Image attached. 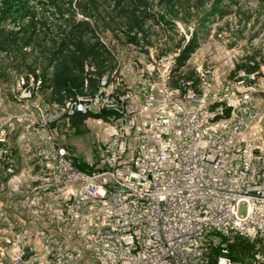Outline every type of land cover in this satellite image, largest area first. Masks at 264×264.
Segmentation results:
<instances>
[{
    "label": "built area",
    "instance_id": "2783aa9c",
    "mask_svg": "<svg viewBox=\"0 0 264 264\" xmlns=\"http://www.w3.org/2000/svg\"><path fill=\"white\" fill-rule=\"evenodd\" d=\"M176 54L151 57L136 80L105 73L93 93L61 104L34 105L41 79L18 77L32 130L49 133L35 156L46 173L25 195L56 201L57 234L37 236L59 264H86L84 253L93 264H264V67L229 77L200 64L195 82L180 74L170 86ZM100 112L110 133L98 140V157L74 162L48 129ZM9 152L0 149L5 164ZM235 236L254 245L244 261L229 256ZM32 245L11 228L0 264H35L26 262Z\"/></svg>",
    "mask_w": 264,
    "mask_h": 264
},
{
    "label": "trees",
    "instance_id": "16d2710c",
    "mask_svg": "<svg viewBox=\"0 0 264 264\" xmlns=\"http://www.w3.org/2000/svg\"><path fill=\"white\" fill-rule=\"evenodd\" d=\"M207 0H0V80L7 84L11 71L17 76L39 77L37 91L49 105L61 104L75 94L93 93L98 78L119 71L117 53L133 47L143 53L156 48L157 56L177 53L170 86L180 74L195 82L187 62L198 48L199 33L216 14L237 5L236 0H213L209 11L197 17V27L185 39L177 33L174 19L202 10ZM202 18V19H201ZM201 30V31H200ZM111 36L107 45L102 35ZM236 69L252 72L256 65L238 62ZM106 112L74 113L73 127ZM253 243L235 236L229 256L244 261Z\"/></svg>",
    "mask_w": 264,
    "mask_h": 264
},
{
    "label": "rangeland",
    "instance_id": "374dc122",
    "mask_svg": "<svg viewBox=\"0 0 264 264\" xmlns=\"http://www.w3.org/2000/svg\"><path fill=\"white\" fill-rule=\"evenodd\" d=\"M212 1L207 0L206 3L202 1L204 6L199 12L191 8L193 17L180 14V18L174 19L177 33L187 39L189 33L197 27L198 18L209 11ZM236 1L238 4L227 8L226 14H216L213 21L205 22L206 28L199 33L198 48L188 59L189 69H194L195 66L201 64L214 68L218 75L233 77L237 70L235 67L241 61L256 65V69L259 66L264 67V0ZM110 40L111 36L108 33L102 35V41L107 45ZM147 51L143 53L133 47H125L117 53L119 71L125 79H138V70L149 63L151 57L154 60L157 58L156 48H149ZM17 80L18 77L13 71H11L7 84L0 80V149L9 148L10 152L5 157V161L9 160L12 165L9 167L8 162L5 164L0 159V190L1 192L8 190L12 199H15L14 202L12 201L10 214L4 220L10 226L4 224L7 229L5 232H0V244L11 228L18 227L33 239L31 250L26 255V262L59 264L53 257L52 249L43 245L41 237L37 236L41 231L46 235L57 234L55 233L56 226L50 219L51 209L56 205V201L55 199H43L36 202L27 197L25 194L37 184L36 178L34 175L31 178L27 177V173L23 174L22 178H18L21 172L18 167L20 160L35 159L37 161L36 153L46 141V135L49 133L42 129L38 133L32 130L31 127L35 125L33 122L35 113L32 110L26 111L21 101L17 99L20 94ZM26 80L30 81L29 78ZM32 97L34 105L43 102L39 99L38 93ZM20 113L21 116H19ZM99 119L89 117L82 126L73 127L68 117H63L53 123L48 132L53 134L58 145L68 149L74 162L91 163L98 157V140L104 139L110 133L104 120L99 121ZM22 123H25L26 128L21 126ZM26 144L29 145L26 146ZM40 166L42 169L38 176L46 173L41 163ZM4 173L9 176L8 179H5ZM243 211L244 207L241 206L239 212L243 213ZM65 234L66 232L63 236ZM64 240L70 244V247H79L75 241L65 238ZM84 255L85 263L93 264L85 253ZM34 256L37 260L32 262L30 257L34 258Z\"/></svg>",
    "mask_w": 264,
    "mask_h": 264
},
{
    "label": "crops",
    "instance_id": "0c3cea01",
    "mask_svg": "<svg viewBox=\"0 0 264 264\" xmlns=\"http://www.w3.org/2000/svg\"><path fill=\"white\" fill-rule=\"evenodd\" d=\"M39 99L41 101H43L41 97H39ZM4 107L6 110V106H4ZM19 116H21V113ZM24 125H25V123L21 124V126H24ZM28 145L29 144H26V146H28ZM7 162H8V166L11 167L12 165H11V163H9L10 161L8 160ZM18 167H19V169H21L20 170L21 172L18 174V176H19L18 178H20V177L22 178V175L25 173L28 174L27 177H29V178H31L33 175L36 177L40 174L41 169H42L40 166V163L37 162L35 159H32V160H30V159H27V160L24 159L23 160L22 159V160H20ZM3 176L5 177V179L9 178V176L6 173H4ZM1 191L2 190H0V216L2 215V217H0V232H2V231L5 232L7 228H5L4 224H6V226H8V227L10 225H9V223H6V221H4V220L7 219L8 214H10L11 207H12L11 205H13V202L15 201V199L14 200L12 199V197H11L12 195L8 190L6 192H4V191L1 192ZM1 196H2V199H1ZM2 234H4V233H2Z\"/></svg>",
    "mask_w": 264,
    "mask_h": 264
}]
</instances>
